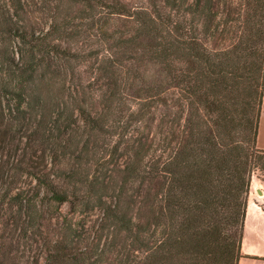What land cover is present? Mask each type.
I'll return each instance as SVG.
<instances>
[{
	"label": "trees",
	"instance_id": "1",
	"mask_svg": "<svg viewBox=\"0 0 264 264\" xmlns=\"http://www.w3.org/2000/svg\"><path fill=\"white\" fill-rule=\"evenodd\" d=\"M263 94L264 0H0V264H238Z\"/></svg>",
	"mask_w": 264,
	"mask_h": 264
},
{
	"label": "crops",
	"instance_id": "2",
	"mask_svg": "<svg viewBox=\"0 0 264 264\" xmlns=\"http://www.w3.org/2000/svg\"><path fill=\"white\" fill-rule=\"evenodd\" d=\"M258 149L264 150V94L256 139ZM242 257L238 264H264V184L250 186L241 240Z\"/></svg>",
	"mask_w": 264,
	"mask_h": 264
},
{
	"label": "rangeland",
	"instance_id": "3",
	"mask_svg": "<svg viewBox=\"0 0 264 264\" xmlns=\"http://www.w3.org/2000/svg\"><path fill=\"white\" fill-rule=\"evenodd\" d=\"M264 184V171L262 169H255L251 176V186H254L255 184ZM6 206V204L4 205ZM55 217L59 216L60 221L63 220L64 216L72 217L73 216V222L75 221L76 226H78L79 229L80 226L83 224L85 228L90 226V223L93 222V220L96 218V214L92 215H72L71 212L68 210L67 206L60 207L59 212L53 213ZM56 222L55 219L51 220V223ZM79 225H78V224ZM54 227V225H53ZM1 234L8 235L6 232L4 233V230H0ZM8 238H6L4 241H6ZM35 237H31L29 241L32 242H24V240H19V243L15 244V251L17 252L18 256L20 257V264H30L35 261V257L39 253V249L37 246V243H35ZM32 243V244H31ZM41 260V257H40Z\"/></svg>",
	"mask_w": 264,
	"mask_h": 264
}]
</instances>
